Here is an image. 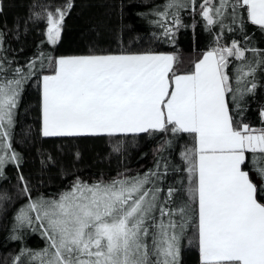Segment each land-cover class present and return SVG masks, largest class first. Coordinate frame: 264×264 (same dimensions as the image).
Masks as SVG:
<instances>
[{
    "label": "snow or ice",
    "instance_id": "snow-or-ice-1",
    "mask_svg": "<svg viewBox=\"0 0 264 264\" xmlns=\"http://www.w3.org/2000/svg\"><path fill=\"white\" fill-rule=\"evenodd\" d=\"M195 3L167 0L164 10L155 12V23L170 36L167 21L179 26V11ZM72 7L68 0L63 8L44 14L48 43L60 40ZM199 7L208 30L216 24L223 29L229 9L232 23L237 22V9H245L247 19L264 30V0H202ZM216 44L185 74L174 70L175 55L152 51L55 58L53 73L41 78V135L187 133L194 139V146L181 153L188 173L187 199L173 206L178 189L172 186L162 199L158 171L118 173L91 183L77 177L58 197L36 199L21 174L20 191L28 203L16 213L15 227L39 229L46 247L38 252L21 249L12 264H24V256L29 264H180L181 241L189 227L195 230L201 264H264V183L257 185L251 178L255 172L264 180V128L235 120L227 100L232 94L239 107V100L255 91V73L264 67V59L249 62L246 53L260 57L264 50L242 47L235 40L221 46L217 38ZM230 57L240 61L235 87L226 71ZM28 68L27 74L15 68L12 79L0 75V177L5 164L20 160L11 147V129L34 62ZM5 72L0 61V74ZM260 117L264 120V107Z\"/></svg>",
    "mask_w": 264,
    "mask_h": 264
},
{
    "label": "trees",
    "instance_id": "trees-1",
    "mask_svg": "<svg viewBox=\"0 0 264 264\" xmlns=\"http://www.w3.org/2000/svg\"><path fill=\"white\" fill-rule=\"evenodd\" d=\"M67 2L0 0L3 9L0 11V32L3 33L0 61L6 69L0 75L12 79L17 67L27 74L29 63L34 62L33 74L22 86L11 129V147L20 160L18 165L5 164L4 175L0 177V264H12L21 249L38 252L46 247L39 229L15 227L16 213L28 203V196L20 191L18 176L21 174L31 190V198L36 199L58 197L77 177L91 183L111 180L118 173L135 176L158 171L156 186L162 189V199L169 186L178 189L173 206L187 199L184 189L188 185V173L181 153L194 146L193 137L187 133L174 136L169 131L113 137L41 135L40 80L43 75L53 73L56 57L170 52L177 58L176 73L185 74L194 70V64L205 51L217 46V38L221 46H230L235 40L242 47L264 50V30L247 19L245 9H237L236 23H232L229 9V15L223 20L225 27L222 29L216 24L208 30L199 14L202 0L179 11V26L171 19L167 21L165 26L172 27L170 36L155 23L158 19L155 12L163 11L167 0H72L73 7L63 21L61 38L55 45L50 44L45 35L44 14L56 7L63 8ZM212 2L215 4L218 0ZM246 58L252 62L264 56L254 57L249 51ZM229 59L231 63L226 71L235 87V69L240 61ZM255 82V91L245 94L239 100V107L232 102V94L227 100L235 120L259 129L264 128L260 117V109L264 107V67L257 68ZM166 140L171 143L165 144ZM262 183L264 180L260 178L258 185ZM261 198L264 202V192ZM13 235L19 239H12ZM194 236V228H187L181 241L180 264H200ZM22 259L24 264H29L27 256Z\"/></svg>",
    "mask_w": 264,
    "mask_h": 264
},
{
    "label": "crops",
    "instance_id": "crops-1",
    "mask_svg": "<svg viewBox=\"0 0 264 264\" xmlns=\"http://www.w3.org/2000/svg\"><path fill=\"white\" fill-rule=\"evenodd\" d=\"M251 178L253 179V181L258 185L260 183V178L256 175L255 172L251 173ZM199 259H200V255H199ZM201 264V262H200Z\"/></svg>",
    "mask_w": 264,
    "mask_h": 264
},
{
    "label": "rangeland",
    "instance_id": "rangeland-1",
    "mask_svg": "<svg viewBox=\"0 0 264 264\" xmlns=\"http://www.w3.org/2000/svg\"><path fill=\"white\" fill-rule=\"evenodd\" d=\"M156 53H166V54H173V53H170V52H156ZM106 55V54H105ZM174 55V54H173ZM177 74H181V73H177ZM50 75V74H48ZM44 76V75H43ZM42 78V77H41ZM40 85H41V80H40ZM13 121H14V118H13ZM42 122V121H41Z\"/></svg>",
    "mask_w": 264,
    "mask_h": 264
}]
</instances>
